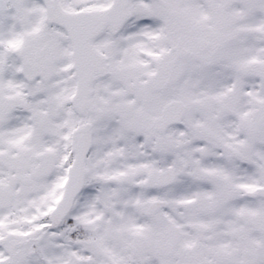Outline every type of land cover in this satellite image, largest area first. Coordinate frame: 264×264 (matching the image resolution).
<instances>
[{
    "label": "snow or ice",
    "instance_id": "6c2138e0",
    "mask_svg": "<svg viewBox=\"0 0 264 264\" xmlns=\"http://www.w3.org/2000/svg\"><path fill=\"white\" fill-rule=\"evenodd\" d=\"M0 264H264V0H0Z\"/></svg>",
    "mask_w": 264,
    "mask_h": 264
}]
</instances>
